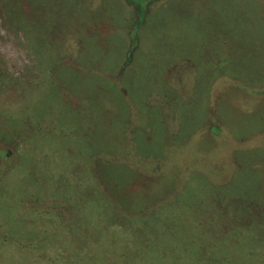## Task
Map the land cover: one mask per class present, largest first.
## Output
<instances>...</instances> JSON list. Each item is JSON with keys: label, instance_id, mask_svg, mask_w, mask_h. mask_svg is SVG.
Returning <instances> with one entry per match:
<instances>
[{"label": "rangeland", "instance_id": "obj_1", "mask_svg": "<svg viewBox=\"0 0 264 264\" xmlns=\"http://www.w3.org/2000/svg\"><path fill=\"white\" fill-rule=\"evenodd\" d=\"M29 2L28 35L0 9V264H264V0L155 2L125 67L124 0Z\"/></svg>", "mask_w": 264, "mask_h": 264}, {"label": "trees", "instance_id": "obj_2", "mask_svg": "<svg viewBox=\"0 0 264 264\" xmlns=\"http://www.w3.org/2000/svg\"><path fill=\"white\" fill-rule=\"evenodd\" d=\"M25 1L31 5V2H29V0H25ZM159 1H162V0H124V2L127 5L132 6L134 8L135 13H137V17L134 19L133 24L131 25V27H129V30H128L129 45L127 47L126 61L123 65L124 67L127 66L128 64H130V62H132L134 52L138 48L139 41H140L139 29L145 23V15L147 14V12L151 8V6L155 2H159ZM22 4L24 5V0H0V9L2 10V12L4 14L3 19L6 22L8 21L9 24L12 25L15 29H18L20 32H23V33H25V35H28V31L33 30L34 28H35V31H38V28H36L38 26V24L35 23L34 21L33 22L35 24V27L31 24L29 15L26 12L25 8L22 6ZM36 5L38 6V9H39L41 6V2L38 1L36 3ZM57 18H58L57 16H54L50 20H49V18H47L46 24L48 26H50V28L48 26H46V24H44L43 21H41V22H43V24L41 23V25H40V28H41V29L39 28L40 32H35L38 36L36 41L37 42L40 41L39 45H41L43 43L44 38H46L47 33L50 30H52L51 27H53V25H54L53 22H55V20ZM48 45L51 46V44H48ZM49 46H46V49H43V50H46L47 53H49V50H48ZM39 49L42 51V48H39ZM214 125L216 126L215 133H219L221 131L220 126L217 124H214ZM6 156H9V153L6 152ZM161 168H162V165L157 166L156 168L154 167V169H153L154 172H152L151 169H150V171L152 173H157L158 171L161 170ZM239 207L240 206H236L233 208V210H230V211H227L224 208L223 212H226V220H228L229 217L232 218V219H230L231 223L226 224V225H231L232 223H238L237 220L240 219V221L243 223V225L245 227V230L250 229L251 224L249 223V220H251V218L254 217V213H249V210L247 208H245L243 211H241L243 208H239ZM255 218L258 219V217H255ZM192 226H189V231L192 233V235L197 237V235L199 234L198 236H200V233H201V228L199 227L200 224H199V226H195V225H192ZM223 227L225 229V225ZM223 227H222V229H223ZM202 244H204V243H202ZM246 247H249V246H246ZM247 250H248V248H247ZM248 252H250V251L248 250ZM238 264H254V262H253V259H250V258L249 259L248 258H245V259L241 258L239 260Z\"/></svg>", "mask_w": 264, "mask_h": 264}]
</instances>
